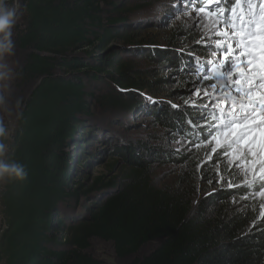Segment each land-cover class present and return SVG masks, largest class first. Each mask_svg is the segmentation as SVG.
<instances>
[{
    "label": "trees",
    "instance_id": "obj_1",
    "mask_svg": "<svg viewBox=\"0 0 264 264\" xmlns=\"http://www.w3.org/2000/svg\"><path fill=\"white\" fill-rule=\"evenodd\" d=\"M146 2L20 0L13 41L23 56L7 98L16 118L4 159L22 163L28 178L0 191V264H107L89 251L94 238L110 242L123 264H264V181L230 165L226 142L216 149L213 138L201 142L200 129L188 124L199 115L193 107L199 97L173 108L160 93L168 81L160 69L167 67L182 85L177 98L196 85L198 77L187 74L191 65H199L193 74L209 67L211 79L204 84L222 82L212 79L218 71L207 63L210 53L203 46L211 28L176 24L164 42L142 35L132 15L154 0ZM172 3L161 0L154 11L165 13ZM206 6L213 8L203 0L197 9ZM233 7L239 9L235 0ZM201 13L213 20L221 14ZM154 20L146 18V24L158 25ZM115 40L125 46L113 49ZM146 61L158 68L141 69ZM86 78L107 81L109 91L88 94ZM136 114L161 127L167 141L192 142L170 158L181 167L173 183L154 180L155 163L166 160L169 148L119 142L111 132V123L136 125ZM88 138L113 146L110 166L120 159L119 175H72L73 156L90 158L84 150ZM76 144L80 148L71 151ZM221 151L227 155L217 158ZM89 196L93 202L81 209L69 203ZM150 243L156 245L141 254Z\"/></svg>",
    "mask_w": 264,
    "mask_h": 264
},
{
    "label": "rangeland",
    "instance_id": "obj_2",
    "mask_svg": "<svg viewBox=\"0 0 264 264\" xmlns=\"http://www.w3.org/2000/svg\"><path fill=\"white\" fill-rule=\"evenodd\" d=\"M145 0H125V5L130 6L133 3H142ZM150 0H147L149 2ZM161 1V0H159ZM159 1L150 3V6L140 8L137 12L135 11L132 15V18L135 22L138 20L139 30L138 32L142 35L152 34L156 36V40L164 42L167 34L169 33L170 29L176 25V24H182V23H188L190 25H193L195 28L205 29L208 30V28H211L209 37H211V40H207L208 42L213 44V47H217L215 41L221 40L222 42V36L221 35H215L214 33H223L226 29L224 28H218L214 27L216 19L213 20V18L207 14L201 13L198 11L197 7L199 4H189L187 3V0H173V3L170 5V9L168 11L161 12H155L154 9H158ZM164 1V0H163ZM170 1V0H169ZM146 2V3H147ZM156 2V3H155ZM124 3V2H123ZM177 3V5H176ZM212 7V6H211ZM247 7L251 8L254 12H257L259 9L264 8V5L259 4V2L255 5H248ZM242 8V7H241ZM205 12L215 11L213 8H210L206 6ZM159 10V9H158ZM156 18L159 19V21H155L158 23V25H147L146 24V18ZM21 23L20 18L18 16L17 23ZM16 23V25H17ZM15 25V26H16ZM134 25V24H132ZM135 27V25H134ZM138 28V27H136ZM208 37V38H209ZM12 39H13V30H12ZM114 47L115 49L117 46H125L122 42L115 40L111 43V47ZM16 51V49L14 50ZM21 53V52H20ZM16 53L15 55L9 58L10 63L13 66V69L21 64L22 61V53ZM78 53V52H77ZM213 60L215 61V57L211 56V54L208 57V61ZM239 63V61H237ZM141 69H148L150 72H153L155 69L158 68L157 64H148V62H145V65L143 62H141ZM162 67V66H160ZM211 67L214 68L216 71L219 72L218 66L213 63L211 64ZM209 67H205V69L201 72V74H193L195 73V68L191 67L190 72H187L188 76L196 75L198 79L203 75L205 71H207ZM161 70V77H167L168 81L165 83L164 91L160 92L163 93V99L171 102L172 104H176L178 106H181L183 103H191L193 102V98L199 97L198 95H190L188 92L186 94V97L183 98L179 97L177 98L176 91L180 89L182 86L179 78L175 73L171 72L170 68H164ZM156 71L159 73V71ZM209 79L211 77L208 74ZM14 79L12 81L11 85V92L6 96V100L4 103L0 104V116L5 119L6 124H8L7 129L9 138L12 132V129L14 127L15 123V116L12 115L11 112L14 111L13 108L8 105V96L14 92ZM243 78H241L237 83H242ZM86 91L88 94H96V95H104L109 91V84L107 81L104 82H98L95 83L91 81L90 79L86 78ZM204 83V82H203ZM222 83V82H221ZM221 83L217 82V85L219 86ZM13 87V88H12ZM194 87H203V85H193L191 88H189V91H191ZM29 91L28 89H25L24 94L27 95ZM209 93H211L213 90L208 89ZM259 91L252 93L253 96L259 95ZM23 94V95H24ZM224 95H228V93L225 91L223 93ZM207 98V97H206ZM150 101V100H149ZM151 102V101H150ZM224 104H217V108L223 107ZM19 111V109H16L15 112ZM99 109H93L92 115L98 114ZM15 114L14 112H12ZM18 113V112H17ZM137 116L134 126H126L121 127L118 124L111 123V132L115 133V136L118 138L119 142H127L129 140L132 141H146L150 145H159V146H165L169 148V152L165 155V159H162L160 163H155L154 166V180L158 185H169L173 183L175 175L179 174V169L181 167L177 166L174 162L171 161L170 158L174 157L176 153L175 150L177 148H183L188 146V141L184 139H178L180 140V143L177 144L176 141H167L166 136L162 137L161 132L162 128L155 126L153 122L150 120L149 117L142 116V115H135ZM85 124L82 123V127L84 128ZM243 125H240L242 127ZM86 127V126H85ZM233 127H236L235 125ZM81 129L79 128L76 135H80ZM264 131V129H257L253 133L250 134V136L245 137L241 142V144L234 145L232 144L231 147H228V155L227 160L229 161L230 165L234 167V163L239 161L240 162V168L234 167L241 175H245L247 177H251V179H254L256 177H259L261 175H264V153L260 151V132ZM75 135V136H76ZM253 137L256 138V144L253 146L252 151L249 152L247 150V144L248 141H250ZM78 138V137H76ZM92 138V137H91ZM88 138L87 139V148H84V150L87 152V154L90 156V158H86L84 156H78L79 158L76 160L75 156H73L72 162H71V172L72 175H85L88 179L94 178L98 175H107L108 178H115L117 175H119L120 168L122 165V162L120 159H118V162L115 164V166H110L111 162L116 160L115 157H113V146L110 144L105 145V143H102V141H94V139ZM121 138V140L119 139ZM230 139L229 136L225 135L223 132H218L216 136L213 138V141L215 142V147L213 148H223V144ZM79 140H81V137H79ZM110 141V140H109ZM114 142H116L115 139H113ZM239 142V141H238ZM111 146V147H110ZM78 148H80L79 145L76 144V146L70 145L69 149L71 151H75ZM190 148V147H189ZM80 151V150H78ZM245 151H247L245 153ZM244 152L245 155L242 154ZM241 158V160H240ZM75 173V174H74ZM83 183H86V181H83ZM224 184V181L221 180V185ZM228 184V183H227ZM2 189V186H0V191ZM84 200V201H83ZM85 203L90 204L93 202V198L91 196L86 197L85 199L80 197L78 200L70 199L69 203L72 205L73 208H82V205ZM1 220V216H0ZM156 243H150L147 244L144 248L141 250V254H146L149 252V250L154 247ZM89 251L97 258L102 259L107 264H123V262H118L114 257V252L112 249V245L110 242H106L100 239H91L90 240V248ZM128 262V260H126Z\"/></svg>",
    "mask_w": 264,
    "mask_h": 264
},
{
    "label": "snow or ice",
    "instance_id": "obj_3",
    "mask_svg": "<svg viewBox=\"0 0 264 264\" xmlns=\"http://www.w3.org/2000/svg\"><path fill=\"white\" fill-rule=\"evenodd\" d=\"M202 2L203 0H188L189 4ZM257 2L264 5V0H235V4L244 6L237 9L233 7V0H207L208 4L213 5V10L221 13L214 27L226 30L222 34L214 33L222 36V42L215 41L217 47H213L208 41L203 44L205 51L215 57V61L209 60L207 63H215L219 69L218 75L212 79L222 78V83L219 86L215 82L204 84L203 82L209 79L208 72L205 71L195 82L203 87H194L189 93L199 96V102L193 105L199 115L196 120L190 119L188 124L200 129L202 143L214 138L217 132H223L230 137L226 143L231 147L257 129H264V8L254 12L247 7ZM198 11L204 12L205 9L200 7ZM208 40H211V37ZM189 55L192 60L200 59L193 53ZM191 67L199 71V65ZM241 78L243 82L237 83ZM208 89L213 91L209 93ZM257 90H260L259 95L253 96L252 93ZM225 91L228 95L223 94ZM221 103L224 106L218 109L216 106ZM172 107L179 108L176 104H172ZM210 117L216 123L209 125ZM234 125L236 127H233ZM259 142L260 151L264 153V131L260 132ZM176 143L179 144L180 140ZM255 144L256 138L253 137L248 141L247 150L251 152ZM175 152L179 153L180 148ZM226 155L223 151L216 153L217 158ZM233 166L240 168V162H235ZM259 179L264 181V175Z\"/></svg>",
    "mask_w": 264,
    "mask_h": 264
},
{
    "label": "clouds",
    "instance_id": "obj_4",
    "mask_svg": "<svg viewBox=\"0 0 264 264\" xmlns=\"http://www.w3.org/2000/svg\"><path fill=\"white\" fill-rule=\"evenodd\" d=\"M20 0H0V104L11 92V85L15 73L9 58L15 55V44L12 39V30L18 20ZM8 132L0 124V186L10 182L25 181L28 178L26 167L18 162H5L7 146L3 142Z\"/></svg>",
    "mask_w": 264,
    "mask_h": 264
},
{
    "label": "crops",
    "instance_id": "obj_5",
    "mask_svg": "<svg viewBox=\"0 0 264 264\" xmlns=\"http://www.w3.org/2000/svg\"><path fill=\"white\" fill-rule=\"evenodd\" d=\"M0 124H2V125L6 128L7 132L9 131V130L7 129L8 124H6L5 119H3V117H1V116H0ZM3 142H4V143L6 144V146H7L8 137L4 138V139H3Z\"/></svg>",
    "mask_w": 264,
    "mask_h": 264
},
{
    "label": "built area",
    "instance_id": "obj_6",
    "mask_svg": "<svg viewBox=\"0 0 264 264\" xmlns=\"http://www.w3.org/2000/svg\"><path fill=\"white\" fill-rule=\"evenodd\" d=\"M3 228H4V225H1V222H0V233L2 232Z\"/></svg>",
    "mask_w": 264,
    "mask_h": 264
},
{
    "label": "bare ground",
    "instance_id": "obj_7",
    "mask_svg": "<svg viewBox=\"0 0 264 264\" xmlns=\"http://www.w3.org/2000/svg\"><path fill=\"white\" fill-rule=\"evenodd\" d=\"M242 7H244V6L242 5Z\"/></svg>",
    "mask_w": 264,
    "mask_h": 264
}]
</instances>
